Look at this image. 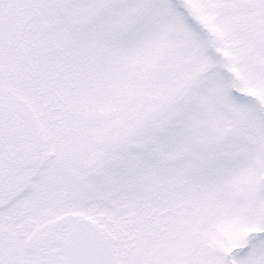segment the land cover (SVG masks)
I'll list each match as a JSON object with an SVG mask.
<instances>
[{
    "label": "snow or ice",
    "instance_id": "obj_1",
    "mask_svg": "<svg viewBox=\"0 0 264 264\" xmlns=\"http://www.w3.org/2000/svg\"><path fill=\"white\" fill-rule=\"evenodd\" d=\"M0 264H264V0H0Z\"/></svg>",
    "mask_w": 264,
    "mask_h": 264
}]
</instances>
